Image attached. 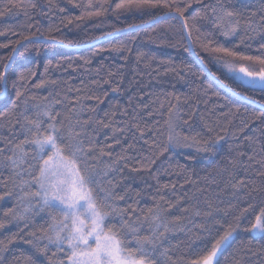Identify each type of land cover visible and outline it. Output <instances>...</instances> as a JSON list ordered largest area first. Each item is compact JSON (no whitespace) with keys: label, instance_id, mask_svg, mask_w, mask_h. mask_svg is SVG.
I'll return each mask as SVG.
<instances>
[{"label":"trees","instance_id":"16d2710c","mask_svg":"<svg viewBox=\"0 0 264 264\" xmlns=\"http://www.w3.org/2000/svg\"><path fill=\"white\" fill-rule=\"evenodd\" d=\"M235 68L264 73V0H0V264H68L49 135L126 254L195 264L233 232L214 264H264V85Z\"/></svg>","mask_w":264,"mask_h":264},{"label":"rangeland","instance_id":"374dc122","mask_svg":"<svg viewBox=\"0 0 264 264\" xmlns=\"http://www.w3.org/2000/svg\"><path fill=\"white\" fill-rule=\"evenodd\" d=\"M238 78L254 85H264V73H250L245 68L232 69ZM175 117L169 120V142L172 147L191 146L182 142L174 129ZM188 140V139H187ZM174 144V145H173ZM197 145V144H196ZM195 145V146H196ZM44 152L39 177V189L44 200L62 207L70 216L71 253L68 264H145L126 254L118 239L103 224L102 214L94 207L90 195L81 182L77 168L71 160L62 156L51 135L39 142ZM203 148L201 146H198ZM250 232L262 235V214L254 219ZM233 237V232L222 237L209 253L195 264H214L219 253Z\"/></svg>","mask_w":264,"mask_h":264},{"label":"bare ground","instance_id":"6f19581e","mask_svg":"<svg viewBox=\"0 0 264 264\" xmlns=\"http://www.w3.org/2000/svg\"><path fill=\"white\" fill-rule=\"evenodd\" d=\"M14 53H15V52H14ZM11 60H12V58H11ZM11 60H10V62H11ZM10 62L8 63V66H9ZM8 66H7V67H8Z\"/></svg>","mask_w":264,"mask_h":264}]
</instances>
